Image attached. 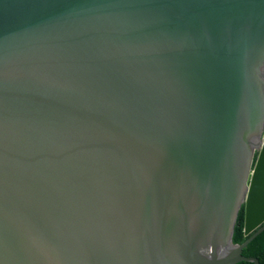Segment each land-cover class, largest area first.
Instances as JSON below:
<instances>
[{"label":"water","instance_id":"95a60500","mask_svg":"<svg viewBox=\"0 0 264 264\" xmlns=\"http://www.w3.org/2000/svg\"><path fill=\"white\" fill-rule=\"evenodd\" d=\"M263 231L264 0H0V264H259Z\"/></svg>","mask_w":264,"mask_h":264},{"label":"trees","instance_id":"16d2710c","mask_svg":"<svg viewBox=\"0 0 264 264\" xmlns=\"http://www.w3.org/2000/svg\"><path fill=\"white\" fill-rule=\"evenodd\" d=\"M245 223V207L240 211L238 221L235 227L233 241L235 244H242L247 241L250 236H246L244 233ZM243 255L247 258H257L260 264H264V231L256 237L249 245L244 249ZM238 264H254L252 262H241Z\"/></svg>","mask_w":264,"mask_h":264},{"label":"clouds","instance_id":"9594fccd","mask_svg":"<svg viewBox=\"0 0 264 264\" xmlns=\"http://www.w3.org/2000/svg\"><path fill=\"white\" fill-rule=\"evenodd\" d=\"M257 259V258H256ZM241 263V262H240ZM259 264H260V262H259Z\"/></svg>","mask_w":264,"mask_h":264}]
</instances>
